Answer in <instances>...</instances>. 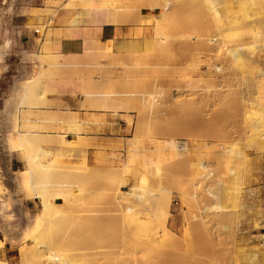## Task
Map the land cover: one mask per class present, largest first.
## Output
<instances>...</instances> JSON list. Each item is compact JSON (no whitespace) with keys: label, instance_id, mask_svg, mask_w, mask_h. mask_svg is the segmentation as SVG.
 <instances>
[{"label":"rangeland","instance_id":"1","mask_svg":"<svg viewBox=\"0 0 264 264\" xmlns=\"http://www.w3.org/2000/svg\"><path fill=\"white\" fill-rule=\"evenodd\" d=\"M71 1L59 6L114 10L121 17L135 12L140 16L142 6L157 8L149 21L152 39L144 52L122 55L104 47L92 54L63 56L44 47L31 60L26 54L33 63L31 73L16 66L0 79L1 96L9 84L21 90V79L40 73L35 99L30 105L31 97L16 119L11 114L14 92L9 93L0 114L6 124L0 126L6 127L7 135L17 123L27 134L28 153L42 154L40 166H47L43 172L47 176H41V181L65 184L68 187L61 192L70 195L68 204L52 202L53 194L47 196L52 209L56 205L45 215L51 217H46L48 223L44 221L46 226L34 240L21 238V229L40 205L30 199V212L22 211L27 193L16 194L14 182L21 179L18 169L25 167H10L12 155L20 154L8 152L0 173V231L17 250L5 261L19 264L22 248L33 251L44 244L57 255L69 257L71 264L114 263L109 254L120 247L125 253L126 245L136 246L134 253L138 248L137 255H130L138 264H264V200L247 210L243 202L246 188L258 184L261 175L264 183V167H254L250 155L254 152L257 163H264V0ZM52 12L43 14L49 25ZM255 33L258 38L253 37ZM66 93L82 97L80 107L86 116L121 119L127 129L101 143L81 137L83 128L74 125L80 121L77 113L67 106L57 112L49 110L53 104L47 96ZM51 146L58 151L50 152ZM88 147L96 150L89 160L66 153ZM121 185L123 190L140 187L145 194L151 190L159 194L150 197L155 201L146 195L147 211L137 212L132 229L126 228L124 212L112 199ZM163 205L165 216L159 212ZM174 210L183 225L178 234L166 227ZM101 249L104 255L96 259ZM123 252L115 264L130 259Z\"/></svg>","mask_w":264,"mask_h":264},{"label":"crops","instance_id":"2","mask_svg":"<svg viewBox=\"0 0 264 264\" xmlns=\"http://www.w3.org/2000/svg\"><path fill=\"white\" fill-rule=\"evenodd\" d=\"M59 4L64 5L65 0H0V53L3 60L0 63L2 68L0 79L14 72L16 66L31 73L33 63L26 59V54L39 55L44 47L54 54L76 56L100 52L104 47H109L112 54H134L144 52L150 46L152 27L149 21L157 8L149 10L146 6H142L139 10L140 16L135 12L121 17L114 10L82 8L64 10ZM46 10L54 11V14L48 18V22H53L52 25L44 22L43 14ZM23 70L21 73L24 72ZM35 86L31 89L33 94L30 105L36 97ZM14 88L12 84H9L3 89L0 96L2 99L0 114L4 110V101L9 93L23 91V87L21 90H14ZM47 100L53 104V107L49 109L51 112L60 111L67 106L78 114L80 121H75L74 125L83 128L84 131L80 134L83 138L94 139L101 143L113 138L112 134H123V131L127 129L121 119L86 116L87 113L80 107L81 96L74 98L67 93L48 95ZM3 122L5 123V120H2L0 116V125H3ZM0 127L5 131V126ZM67 137H75V135L69 134ZM47 149L50 152L58 151L54 146ZM66 153L76 159L89 160L96 150L91 147L77 148L67 149ZM250 155L254 156V167H264V163H257V154L251 152ZM13 164H17L16 167H25L20 155L17 157L12 155L10 167ZM263 200L264 183L263 175H261L258 184L253 183L245 190L243 198L245 210L255 209ZM32 204L33 200H24L21 204L22 211L30 212L29 207ZM176 214L175 210L170 213L166 227L178 234L183 225ZM0 241L4 244L0 247V260L11 259L12 253L17 248L4 239L1 231Z\"/></svg>","mask_w":264,"mask_h":264},{"label":"bare ground","instance_id":"3","mask_svg":"<svg viewBox=\"0 0 264 264\" xmlns=\"http://www.w3.org/2000/svg\"><path fill=\"white\" fill-rule=\"evenodd\" d=\"M155 1H159V0H155ZM163 1H165V0H163ZM228 1V0H227ZM234 1V0H233ZM69 2V1H68ZM71 2H76L75 0L74 1H71ZM70 2V3H71ZM168 2V1H167ZM64 3V2H63ZM69 3V4H70ZM72 3V4H73ZM156 3V2H155ZM154 3V4H155ZM159 3V2H158ZM220 4H221V2H220ZM156 5V4H155ZM237 7V6H236ZM59 8V7H58ZM64 8V7H63ZM121 8V7H120ZM148 8V7H147ZM123 9V8H122ZM152 9V8H151ZM163 11H165V10H163ZM166 12V11H165ZM52 14H53V12H52ZM135 18V17H134ZM137 18V17H136ZM141 18V17H140ZM188 22V21H187ZM121 23V22H120ZM148 23V22H147ZM185 23V22H184ZM124 24V23H123ZM259 33H255V35H253V37H255L256 35H258ZM256 38H258L257 36H256ZM213 39V38H212ZM215 40V39H214ZM212 41V40H211ZM217 42V41H216ZM222 47V46H221ZM261 47V46H260ZM264 48V47H263ZM264 50V49H263ZM264 52V51H263ZM27 56H28V58H29V60H31V58H30V56H37V54H35V53H30V54H27ZM140 58V57H139ZM235 60V59H234ZM134 61H136V60H134ZM136 65V64H135ZM136 67V66H135ZM216 69H218V70H220L221 68H216ZM40 80V73L37 75V76H35V78H32V79H27V80H22V81H20V85H22L23 86V91L21 92V91H19V92H21V93H16V92H14L15 93V97L13 96V98H14V101L13 102H15L13 105H15V108H14V106H13V108H14V111H12L11 112V114H13V118L14 119H16L18 116V114H19V112L22 110V109H24L26 106H28V103H29V101H30V99H31V97H32V94H33V90H32V92H31V89H32V87H34L37 83H38V81ZM12 102V103H13ZM12 107V106H11ZM12 108V109H13ZM15 121V120H14ZM173 121V120H172ZM182 121V120H181ZM187 122H189L188 120H186ZM178 122V121H177ZM183 122V121H182ZM181 123V122H180ZM179 123V125L181 126L182 125V123L180 124ZM176 125H178V124H176ZM178 125V126H179ZM209 125L210 124H208V127H209ZM184 126H186V125H184L183 124V126L182 127H184ZM190 126V125H189ZM193 126V125H192ZM206 126V125H205ZM19 127L20 126H18L17 125V123H15L14 122V124H13V126L11 127L12 129L11 130H9V132L7 133V135H5V137H6V139H5V144H6V148H7V150H8V152L10 153V154H13V153H18V154H20V156H22V158H23V161H24V166H25V168H23V170H19V173H20V175H21V179L20 180H18V181H15L14 182V189H15V193L16 194H23V193H27V199H33V200H35V201H38V203H39V205H40V208L38 209V211L37 212H35L34 214H32L31 216H30V218L28 219L29 220V223L28 224H26V226L24 227V228H22L21 229V233H22V236H21V238L23 237L24 239H31V240H34V237L37 235V233L42 229V227L43 226H46V224H45V222L44 221H47V223H48V219L49 218H51L50 217V215H48V216H46L45 217V215H46V213H48V212H50V211H54V208L56 207V205H55V207H53V209H52V206L51 205H54V204H52V203H49L48 202V200H47V198L49 197V196H51L50 194H53L54 196H53V200H52V202H55V201H58V200H60V201H63V202H67V201H69L68 200V198H69V194H66V193H62L61 192V190H66V188L68 187V186H66L65 184H63V185H55L54 183V185H50V184H46V183H44L43 181H41V179L43 178H41V176H43L44 175V170H45V167H47V166H45V165H43V166H45V167H42V166H40V165H42L43 163L40 161L41 159H39V156H42V154H29L28 153V151H27V144H28V141H27V139H26V136L25 135H27V134H24V133H22V131H20L19 130ZM208 127H206L207 129H208ZM205 128V127H204ZM215 128V127H214ZM171 129H172V127H171ZM177 129V128H176ZM188 129V128H187ZM190 129V128H189ZM189 129H188V132H189ZM210 129V128H209ZM217 129V128H216ZM178 130H179V127H178ZM181 130H182V128H181ZM180 130V131H181ZM186 131V130H185ZM191 131H193V130H191ZM173 132H174V130H173ZM183 132V131H182ZM212 132V131H211ZM178 133H180L181 134V132H178ZM177 133V134H178ZM184 133V132H183ZM187 133V132H186ZM196 133V132H195ZM217 133V132H216ZM210 134V133H209ZM212 135V134H211ZM211 135H210V137H211ZM213 135H215V133L213 134ZM28 136H31L30 134L28 135ZM32 137V136H31ZM61 138V141H62V143L65 141V139H64V137H60ZM91 142V141H90ZM65 143V142H64ZM10 157V156H9ZM41 158V157H40ZM51 167V166H50ZM49 167V168H50ZM54 167V166H53ZM64 167V166H63ZM66 169V168H65ZM62 170V169H61ZM69 170V169H68ZM48 171V170H47ZM52 171V170H51ZM50 172V171H49ZM54 173V172H53ZM66 175H67V173H65ZM13 175H15V174H13ZM45 175L47 176V174L45 173ZM44 175V176H45ZM63 175V174H62ZM60 176V175H59ZM58 176V177H59ZM86 176V175H85ZM63 177V176H62ZM76 177H78V176H76ZM90 177V176H89ZM53 178V177H52ZM51 178V179H52ZM91 178V177H90ZM15 179V178H14ZM46 179V178H45ZM55 179V178H54ZM61 179V178H60ZM77 179V178H76ZM81 179H83V178H81ZM88 179V178H87ZM204 179V178H203ZM58 180V179H57ZM63 180V179H62ZM61 180V181H62ZM55 181V180H54ZM73 181V180H72ZM90 181V180H89ZM93 181V180H92ZM77 183V182H76ZM86 186V185H85ZM109 186V185H108ZM78 187V186H77ZM71 188H72V186H71ZM80 188V187H79ZM123 188H124V186H120V190H119V193L116 195H113L112 196V199L113 200H116L117 202H116V206H120L121 207V209L123 210V212H124V216H123V218L124 219H126L127 220V224H126V228H128V227H130L131 229H132V227L134 228V224L136 225V217H137V212L138 211H147L146 210V204L149 202V201H147L146 200V195L147 196H149V198L150 197H155L156 195H159V194H154L153 192H151V191H146V194H145V192H142L141 190H140V187H131V188H129V189H127V190H123ZM70 189V188H69ZM77 189V188H76ZM75 189V190H76ZM81 189H83L82 191H81ZM79 191H81L82 193H81V195H84L83 194V192H84V188H81ZM90 189L91 188H88V191H90ZM98 189V188H97ZM87 190V189H86ZM87 191V192H88ZM72 192H73V190H72ZM96 192V191H95ZM118 192V191H117ZM69 193V192H68ZM78 193V192H77ZM84 193H86V191L84 192ZM89 193V192H88ZM49 194V195H48ZM70 194H72V193H70ZM80 194V192L78 193V195ZM2 188H1V186H0V201H2ZM80 195V196H81ZM161 195V194H160ZM48 196V197H47ZM46 197V198H45ZM73 197V196H72ZM82 197V196H81ZM97 197V196H96ZM50 198V197H49ZM77 198V197H76ZM102 198H106L105 196L104 197H102ZM194 198V197H193ZM150 199H152V198H150ZM71 200H73V199H71ZM152 200H154V199H152ZM157 200V199H156ZM155 201V200H154ZM82 202V201H81ZM2 203V202H1ZM155 203V202H154ZM67 204H68V202H67ZM73 205V204H72ZM58 206V205H57ZM63 206V205H62ZM118 206V207H119ZM165 207H166V205H165ZM60 208V207H59ZM57 209V208H56ZM56 209H55V211H56ZM66 209H67V207H66ZM61 210V209H60ZM63 210V209H62ZM84 211V210H83ZM118 211H121V210H119L118 209ZM103 212H106V210L104 211L103 210ZM108 212V211H107ZM111 212V211H110ZM159 212H160V214L162 215V216H165L164 215V205H163V207H160V209H159ZM53 215H54V213L53 212H51ZM61 213H63V212H61ZM51 214V215H52ZM245 214V213H244ZM57 215V214H56ZM75 215V214H74ZM100 215V214H99ZM112 215V214H111ZM115 215V214H114ZM66 216V215H65ZM83 216H84V214H83ZM82 216V217H83ZM88 216V215H87ZM119 216V215H118ZM69 217V216H68ZM221 218V217H220ZM46 219V220H45ZM107 219V218H106ZM56 220V219H55ZM166 220H167V218H166ZM67 221V220H66ZM78 221V220H77ZM122 221V220H121ZM138 221V220H137ZM140 221V220H139ZM90 222V221H89ZM220 222V221H219ZM62 223V222H61ZM126 223V222H125ZM167 223V222H166ZM227 223V222H226ZM243 223V222H242ZM67 224V223H66ZM100 224V223H99ZM102 224V223H101ZM115 224V223H114ZM141 224V223H140ZM65 226V225H64ZM67 226V225H66ZM65 226V227H66ZM69 227V226H68ZM122 227V226H121ZM136 227V226H135ZM51 228H53L52 226H51ZM58 228H60V227H58ZM64 228V227H63ZM108 228V227H107ZM118 228V227H117ZM50 229V228H49ZM94 229V228H93ZM92 229V230H93ZM129 229V228H128ZM131 229H130V231H131ZM118 230V229H117ZM117 230H116V232H117ZM134 230V229H133ZM17 231V230H16ZM65 231V230H64ZM63 231V232H64ZM95 231V230H94ZM106 231V230H105ZM127 232H128V230H126ZM45 232V231H44ZM75 232V231H74ZM98 232V231H97ZM100 232V231H99ZM119 232V231H118ZM133 232V231H132ZM135 232H136V230H135ZM72 233V232H71ZM101 233V232H100ZM134 233V232H133ZM132 233V234H133ZM93 234V233H92ZM117 234H119V233H117ZM129 234H131V232L129 233ZM68 235V234H67ZM89 235H90V233L88 234V239H89ZM100 235V234H99ZM136 234L134 233V236H135ZM83 236V235H82ZM82 236H81V238H82ZM93 236H95V235H93ZM111 236V235H110ZM125 236H126V234H125ZM132 236V235H131ZM134 236H132V237H134ZM43 237V236H42ZM105 237V236H104ZM119 237V236H118ZM128 237H129V235H128ZM60 238V237H59ZM63 238V237H62ZM70 238V237H69ZM116 238H117V236H116ZM125 238H127V237H125ZM47 239V238H46ZM87 239V240H88ZM128 239V238H127ZM69 240V239H68ZM75 240V239H74ZM110 240V239H109ZM122 240V239H121ZM172 240V239H171ZM82 241V240H81ZM85 241H86V239H85ZM127 243H129L127 240H125ZM133 241V240H132ZM138 241V240H137ZM140 241H141V239H140ZM143 241V240H142ZM193 241V240H192ZM89 242V241H88ZM88 242H86V243H88ZM111 242V241H110ZM42 243V242H41ZM63 243V242H62ZM90 243V242H89ZM92 243V242H91ZM90 243V244H91ZM105 243H106V241H105ZM123 243V241L121 242V244ZM133 243H136V241L135 242H133ZM132 243V244H133ZM142 243V242H141ZM2 244H3V242H1L0 241V247H2ZM50 244H52V242H50ZM65 244V243H64ZM83 244V243H82ZM97 244H99L98 242H97ZM113 244V243H112ZM4 245V244H3ZM53 245V244H52ZM68 245V244H67ZM87 246H88V244H86ZM99 245H101V244H99ZM106 245V244H105ZM137 245L138 246H140L138 243H137ZM147 245H149V243L147 244ZM84 246V245H83ZM94 246V245H93ZM126 246H129L128 248L126 247ZM125 247H123V248H127L125 251V253H127V255L130 257V259L126 262V263H124V264H138V263H136V261L135 260H133L132 258H131V256L133 257V256H135V255H137V254H135L136 253V250L138 249H135V253H134V247H136V246H134V247H132L131 248V246L130 245H126ZM133 246V245H132ZM52 247V246H51ZM74 247V246H73ZM81 247H82V245H81ZM81 247H78V248H80L81 249ZM84 247H86V246H84ZM89 247V246H88ZM101 247V246H100ZM99 247V248H100ZM103 247V246H102ZM105 247V246H104ZM55 248V247H54ZM71 248V247H70ZM83 248V247H82ZM97 248V247H96ZM31 249V248H30ZM40 249H42L43 251L42 252H40ZM52 249V250H51ZM75 249H77V247L75 248ZM89 249V248H88ZM116 249V248H115ZM132 251H131V250ZM150 249V248H149ZM157 249V248H156ZM71 250V249H70ZM74 250V249H73ZM78 250V249H77ZM84 250V249H83ZM92 250V249H91ZM102 250V249H101ZM118 250H120V251H118ZM130 250V251H129ZM19 251V250H18ZM54 251V249H53V247L52 248H49V247H47L46 245H38V247L35 249V250H33V251H29L28 249H26V248H22L21 249V251H20V258H19V264H22V263H25V262H29V261H31V263L30 264H32V263H34V264H71L70 263V261L69 260H67V259H69V255L68 256H66V257H68L67 259L64 257H62V256H60V255H57L55 252H53ZM75 251V250H74ZM110 251V250H109ZM112 251V250H111ZM110 251V252H111ZM115 251V250H114ZM123 252V250L121 249V247H120V249L118 248L117 249V251H115L114 253H112L111 252V254H109V255H111L110 257H112L114 260H115V262L114 263H109V262H106V263H109V264H115L116 263V260H117V258L120 256V254ZM142 251V250H141ZM183 251V250H182ZM81 252H83V251H81ZM80 252V253H81ZM87 252V251H86ZM91 252V251H90ZM92 252H94V251H92ZM91 252V253H92ZM121 252V253H120ZM70 253V252H69ZM98 253V254H97ZM97 255H96V259H99L98 258V256H101V255H104V251L102 250V251H100V253L97 251ZM109 253V252H108ZM120 253V254H119ZM124 252H123V254H125ZM161 253V252H160ZM82 254V253H81ZM87 254H89V253H87ZM135 254V255H134ZM181 254V253H180ZM71 255H72V252H71ZM77 255V254H76ZM92 255H93V259H94V255L95 254H91L90 256H91V258H92ZM106 255H107V253H106ZM131 255V256H130ZM73 256V255H72ZM71 256V257H72ZM74 256H75V254H74ZM162 256H164V255H162ZM70 257V258H71ZM104 259H108L107 257L105 258L104 256H102ZM109 257V258H110ZM123 258V257H122ZM154 258V257H153ZM75 258H72V260H74ZM111 259V258H110ZM109 259V260H110ZM112 259V260H113ZM132 259V261H130ZM165 259V258H164ZM102 260V259H101ZM137 260H138V258H137ZM141 260V259H140ZM165 260H167V259H165ZM96 261V260H95ZM106 261H108V260H106ZM144 261V260H143ZM183 261V260H182ZM86 262V261H85ZM99 262V261H98ZM141 262V261H140ZM151 262V261H150ZM94 263V262H93ZM97 263V262H96ZM102 263V262H101ZM0 264H8V262L7 261H5V260H0ZM119 264V263H118ZM123 264V263H122ZM143 264V263H142ZM144 264H145V262H144ZM146 264H148L147 262H146ZM152 264V263H151ZM176 264V263H175Z\"/></svg>","mask_w":264,"mask_h":264},{"label":"built area","instance_id":"4","mask_svg":"<svg viewBox=\"0 0 264 264\" xmlns=\"http://www.w3.org/2000/svg\"><path fill=\"white\" fill-rule=\"evenodd\" d=\"M5 135H6L5 131H3L2 127H0V173L2 171L1 167H5L8 157H9L8 150L6 149L5 144H4ZM183 147L184 146L180 144L179 148L181 149V151L184 150Z\"/></svg>","mask_w":264,"mask_h":264}]
</instances>
